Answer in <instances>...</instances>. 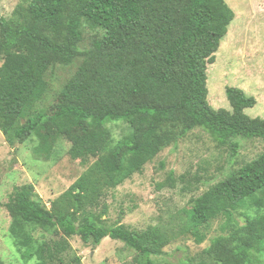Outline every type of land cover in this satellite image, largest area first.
I'll use <instances>...</instances> for the list:
<instances>
[{
  "label": "trees",
  "instance_id": "trees-1",
  "mask_svg": "<svg viewBox=\"0 0 264 264\" xmlns=\"http://www.w3.org/2000/svg\"><path fill=\"white\" fill-rule=\"evenodd\" d=\"M234 16L227 0H22L10 17H0V62L22 53L11 81L0 79L6 142L66 141L70 158L87 164L49 207L32 183L13 188L4 207L23 260L65 264L69 239L78 236L93 247L106 237L121 241L134 251L135 264H156L177 235L188 233L201 243L209 222L223 217L224 234L207 248L165 264H264V212L247 215L243 225L233 218L248 200L261 204L253 197L264 189V151L193 199L178 231L109 224L102 202L107 190L193 129L227 146L232 157L236 138L264 140V117L244 112L256 104L253 95L226 86L231 111L207 100L208 64ZM74 64L72 75L54 88L56 69ZM110 120L125 122L127 133L115 139ZM165 182L175 186L173 173ZM36 231L50 238L39 240ZM67 264L81 259L73 256Z\"/></svg>",
  "mask_w": 264,
  "mask_h": 264
},
{
  "label": "rangeland",
  "instance_id": "rangeland-1",
  "mask_svg": "<svg viewBox=\"0 0 264 264\" xmlns=\"http://www.w3.org/2000/svg\"><path fill=\"white\" fill-rule=\"evenodd\" d=\"M21 1L0 0V17H10ZM227 3L235 16L215 53V62L208 64L207 100L216 109L231 111L225 88L238 87L256 98V104L245 108L244 112L250 117H264V0H227ZM87 35L84 32L83 46L87 44ZM21 60L22 53L17 51L15 58L0 62V79L11 81ZM75 69V64L56 69V81L52 86L57 89V81L69 77ZM106 125L115 139L128 131L122 120H110ZM33 138L10 146L0 129V260L3 264H31L35 261L34 258L23 260L20 248L9 233L10 217L4 203L13 188L32 183L37 198L49 207L50 201L65 191L87 167L79 159L70 158L68 142L49 140L48 144L41 146V141ZM235 141L239 148L236 156L232 157L227 146L219 145L206 131L193 129L176 145L159 152L141 172L103 194L107 223L118 221L132 229L160 224L178 231L184 210L191 209L193 199L264 151L263 139L238 137ZM170 173L176 178L174 187L165 182ZM255 198L261 204L248 200L234 211L235 223L243 225L247 215L264 212V189L258 191ZM224 225L223 217L210 221L206 227V238L201 243L188 233L177 235L164 248L165 258L157 259L156 264L178 262L184 256L198 254L210 245L214 237L224 234ZM33 235L39 240L50 238L49 234L41 231ZM69 243L70 248L64 254L65 264L73 256H79L81 264H135L134 251L109 237L97 247L83 243L78 236L71 237ZM259 255L264 261V252Z\"/></svg>",
  "mask_w": 264,
  "mask_h": 264
}]
</instances>
